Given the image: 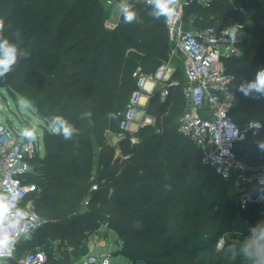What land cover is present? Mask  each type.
Instances as JSON below:
<instances>
[{"label": "trees", "instance_id": "1", "mask_svg": "<svg viewBox=\"0 0 264 264\" xmlns=\"http://www.w3.org/2000/svg\"><path fill=\"white\" fill-rule=\"evenodd\" d=\"M236 1V10L228 0L205 8L193 3L184 16L197 17L194 25L200 30L253 23L238 36L241 55L226 65L235 76L237 95L231 116L239 125L262 126L249 131L235 152L248 166L260 167L264 98L245 97L237 89L264 68V0ZM131 5L142 22L124 24L120 18L109 29L108 7L101 0H0L3 35L29 53L0 78V89L23 96L47 125L59 115L78 129L69 140L48 129L43 133L31 200L49 223L22 241L18 254L67 236L74 252L57 263L49 256L46 264H70L80 254L78 244L103 222L127 242L124 253L132 264H246L240 246L250 228L264 221V182L248 187L252 201L242 210L236 193L231 197L234 184L204 165L199 147L179 134L178 121L187 107L181 88H173L163 102L159 91L150 98L147 112L158 127L147 125L135 134L119 129L136 87L134 72H155L172 51L164 20H154L140 1ZM88 111L90 118L83 115ZM108 134L126 135L120 145H126L123 159ZM76 225L82 228L73 232ZM222 238L225 245L218 250Z\"/></svg>", "mask_w": 264, "mask_h": 264}, {"label": "built area", "instance_id": "2", "mask_svg": "<svg viewBox=\"0 0 264 264\" xmlns=\"http://www.w3.org/2000/svg\"><path fill=\"white\" fill-rule=\"evenodd\" d=\"M137 1L145 4L144 0ZM213 1L182 0V12L177 18L166 23V26L172 47L171 57L176 51L183 56L184 82L174 79L175 71L166 63L153 73H146L138 68L133 74L136 87L122 116L119 129L123 133L138 132L139 128L134 131L138 118L147 116L141 100L150 90H159L162 101H165L173 88H181L187 107L178 121L179 134L199 147L204 165L210 167L223 181L234 184L238 204L245 210L252 201L248 187L264 182V166H248L238 159L235 152L236 144L244 140L249 131L262 127L259 122H255L259 125L258 128L251 126L254 122L239 125L231 116L237 106V95L235 76L228 71L226 63L239 57L241 51L237 42L233 44L223 35V30L229 25L201 30L185 29V8L193 3L205 8ZM228 1L236 10L237 1ZM117 3L118 1L113 0L109 5L106 1L108 7H116ZM154 121L153 118L145 120L140 128L152 125ZM131 143L136 145L138 139L133 137ZM41 152L38 141H27L10 124L0 122V189L14 188L20 197L18 206L32 214L29 220L31 237L49 223L33 209L31 200L37 192V185L31 181L35 173L33 163ZM87 205L88 202L84 206ZM24 240L26 239L23 235L18 238L15 252L9 262L16 260L19 245ZM224 245L225 239L222 238L217 244V249L222 250ZM105 261L113 264L112 256L88 254L75 264H104ZM46 262L45 252L38 250L26 253L20 264Z\"/></svg>", "mask_w": 264, "mask_h": 264}, {"label": "clouds", "instance_id": "3", "mask_svg": "<svg viewBox=\"0 0 264 264\" xmlns=\"http://www.w3.org/2000/svg\"><path fill=\"white\" fill-rule=\"evenodd\" d=\"M107 2L111 5L113 0H107ZM144 3L149 6L148 14L154 20L163 19L165 23L177 18L183 8L182 0H144ZM116 8L124 24L142 22L128 0H118ZM4 29L5 21L0 19V78L12 72L21 57L29 55L26 50L20 49L17 43L3 35ZM17 35L19 34L17 33ZM223 35L228 37L233 44L238 40L236 26L226 27L223 30ZM237 90L245 97L264 98V68L257 70L254 79L241 84ZM21 106L29 107L30 102L22 100ZM83 115L90 118L92 112L88 111ZM108 118L115 119L116 114L108 113ZM251 126L258 128L259 125L254 122ZM48 130L52 134L61 135L65 140L78 134V129L59 115L51 118ZM20 134L27 141H35L37 127L33 125L24 128ZM260 147L264 149V143H261ZM19 198L14 188L0 189V264H8L21 235L26 240L31 239L29 220L32 214L18 206ZM239 254L246 264H264V221L250 228L240 246ZM104 264H108V262L105 261Z\"/></svg>", "mask_w": 264, "mask_h": 264}, {"label": "rangeland", "instance_id": "4", "mask_svg": "<svg viewBox=\"0 0 264 264\" xmlns=\"http://www.w3.org/2000/svg\"><path fill=\"white\" fill-rule=\"evenodd\" d=\"M101 1L105 3L106 7H108L106 4L107 0H101ZM132 1H136V0H128V3L131 4ZM108 12H109V17L106 22V26L109 29H114L119 24L121 17L119 16L116 7H108ZM195 18L197 17L191 16L190 18H188V20H186L187 24L185 23V27H189V29H199L194 25V21L196 20ZM252 24H253L252 22H250L248 25L238 22L228 25L236 26L239 32L238 36L239 35L243 36L245 35V32H247L248 27L251 26ZM182 59H183L182 54L176 51L174 54H172L171 59L165 63L169 64L179 72L182 66L181 63ZM22 100L27 101L23 96H20L19 94H14V92H10L7 89H0V122L5 124H10L14 128V130H17L19 133H21L22 129L27 127H32L33 125H35L37 127L36 141L39 142L41 146V151L43 153L44 152L43 133L45 130L48 129V125L43 120L37 117V114L35 110L31 107V105L29 107H22L21 106ZM153 119L155 121L150 126L154 127L156 125V119L155 118ZM256 120L261 121L260 118H257ZM159 129L161 130V128ZM107 138L109 144L112 147L118 148L116 155H121V158L123 159L124 156L122 150L126 149V145L125 147L124 145L123 146L120 145L126 140V135L108 134ZM234 193H236L235 189L233 192H231V197H234L233 196ZM86 211L87 209L85 208V206H82L80 213L83 214ZM51 223L53 222L51 221ZM78 228H82L81 225H76L75 227H73L72 228L73 232ZM67 238H68L67 236H64L63 239L59 238L58 240L55 239L48 240L44 242L40 251L45 252L47 258L49 256H53L55 258V263H57L58 259L66 258L68 254L74 252V248L68 247L69 244L67 242L68 240ZM126 243L127 242H124L115 231L109 228L108 223L101 222L97 231L88 233L85 242L84 243L80 242L78 244L81 250L80 254L76 257H71L70 264H75L77 260L81 259L82 257L88 254H109L110 256H112L113 264H132L131 260L128 258V256H126L127 254L124 253V246L126 245ZM24 255H25L24 253L17 255L16 260L18 264H20V261L24 257ZM8 264H12V263L8 262Z\"/></svg>", "mask_w": 264, "mask_h": 264}, {"label": "crops", "instance_id": "5", "mask_svg": "<svg viewBox=\"0 0 264 264\" xmlns=\"http://www.w3.org/2000/svg\"><path fill=\"white\" fill-rule=\"evenodd\" d=\"M185 29H186V30H190L189 27H185ZM181 63H182V62H181ZM173 69H174V71H175V73H174V79H175V80H178V81H180V82L183 83V82H184V76H183V68H182V66H181V69L179 70V72H178L175 68H173ZM150 91H151V90H150ZM150 91H149V93H146L145 97H143L142 100H141V104H142L143 107H145L146 112L148 111L150 98H151L156 92H158L159 90H155V92H150ZM159 92H160V91H159ZM160 97H161V95H160ZM161 101H162V99H161ZM162 102H163V101H162ZM151 118H152V117L148 115V112H147V116H146V117H144V118L139 117L138 120H137V122H136V124H135V126H134V131L137 130V129L140 127V125H141L145 120H149V119H151ZM39 250H41V249H39Z\"/></svg>", "mask_w": 264, "mask_h": 264}]
</instances>
